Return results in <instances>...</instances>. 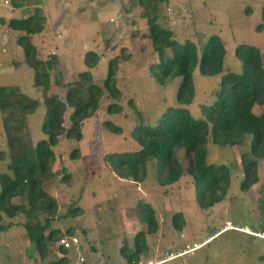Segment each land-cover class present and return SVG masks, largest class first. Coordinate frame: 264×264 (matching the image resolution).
I'll return each mask as SVG.
<instances>
[{
  "label": "rangeland",
  "instance_id": "rangeland-1",
  "mask_svg": "<svg viewBox=\"0 0 264 264\" xmlns=\"http://www.w3.org/2000/svg\"><path fill=\"white\" fill-rule=\"evenodd\" d=\"M137 1L20 0L21 6L15 7L10 0H0V85L17 86L27 97L39 100L26 118L27 141L31 145L45 137L40 129L45 118L44 96L55 94L62 98L67 84L84 70L103 89L107 62L113 57L117 60L114 77L119 96L111 98L103 90L96 110L81 122V139L67 140L60 135L52 147L55 154L52 174L42 178L43 189L57 202L51 225L62 231L73 227L78 244L66 249L70 261L78 253L85 264L121 263L114 239L119 234L120 248L124 244L133 248L134 234L145 229L137 217L136 203L142 200L154 209L158 228L152 234L145 233L147 251L141 260L158 261L176 254L156 264H264V239L243 230L223 229L226 221L254 233L264 229V156L257 160V182L247 191L239 189L240 154L248 151V135L232 146L208 141L205 162L228 165L230 179L224 198L206 209L196 204L191 178L185 172L161 188L154 182L150 161L144 180L134 183L114 175L103 160L108 152L137 150L139 145L129 136L131 128L137 123L152 126L167 107L178 106L175 100L178 77L170 76L159 84L149 68L157 57L147 37L142 6ZM263 4L264 0H166L158 4L156 21L169 28L176 40L193 41L197 54L208 35H218L225 50L224 71L239 73L241 63L234 49L240 43L258 48L264 65V26L256 29ZM35 9L43 18L42 30L30 36L37 57L45 60L53 54L58 61L49 71L44 94L33 85V71L23 63L22 50L16 44V37L23 34L18 30L20 17L36 13ZM13 19L16 25H10ZM85 50L98 53V62L92 68L83 62ZM192 81L194 96L186 107L193 118H198L199 106L216 98L218 76L200 74L195 67ZM109 103H116L118 109L107 110ZM263 108L254 105L252 110L256 113ZM66 117L67 114L63 122L68 124ZM105 121L120 127V131H111ZM73 149H77V156L72 154ZM0 151L4 152L0 156V172H7L1 119ZM178 157H182L181 150ZM12 201L20 199L14 197ZM174 212L182 213L185 225L181 232L170 225ZM23 221L21 214L2 216L0 224H11L0 230V264H22L27 257V245L33 249ZM92 245L96 251H91ZM56 247L52 243V249Z\"/></svg>",
  "mask_w": 264,
  "mask_h": 264
},
{
  "label": "trees",
  "instance_id": "trees-1",
  "mask_svg": "<svg viewBox=\"0 0 264 264\" xmlns=\"http://www.w3.org/2000/svg\"><path fill=\"white\" fill-rule=\"evenodd\" d=\"M162 1L166 0H138L137 3L142 6L141 16L146 20L147 37L157 57L149 68L159 84L170 76L178 77L175 89L178 106L167 107L152 126L137 123L131 128L129 136L139 145L137 150L108 152L103 155V160L114 175L134 183L144 180L146 165L150 161L154 182L161 188L172 184L185 172L191 178L196 204L206 209L224 198L230 179L228 165L205 162L208 141L232 146L243 142L248 135V151L240 154L239 189L247 191L258 180L257 160L264 156V108L256 113L252 108L254 105L264 106V65L258 48L240 43L235 47L234 55L240 60L241 71H224L225 50L221 38L216 34L208 35L197 54L193 41L185 39L180 42L169 28L157 23V8ZM10 3L15 7L22 4L20 0H10ZM34 11L37 14L33 12L20 17L18 30L23 34L16 37V44L22 50L23 63L33 71V85L44 94L49 71L58 61L53 54L45 60L37 57L30 36L42 30L43 18L38 16L37 9ZM259 16L256 29L264 26V4ZM16 23L14 19L10 21V25ZM82 59L88 68H92L99 56L93 50H85ZM116 67V57L109 59L103 89L96 86L90 72L84 70L67 84L62 98L55 94L44 96L45 118L40 129L45 137L38 139L34 145L27 141L26 118L38 106L39 100L27 97L17 86L0 85V119L8 156V171L0 172V220L2 216L24 215L22 225L26 236L33 242V249H28L27 255L32 258L33 252L37 253L34 264L69 262L66 249L61 245L52 249V243L61 237L73 236V227L69 226L65 231L52 227L57 202L43 189L42 178L52 174L55 160L52 147L60 135L67 140H80L81 122L96 110L102 91L105 90L111 98L119 96L114 77ZM195 67L200 74L218 76L216 98L199 106L198 118H193L186 107L194 96L192 71ZM115 109H118L116 103L107 105V110ZM65 114L68 124L63 122ZM104 125L113 132L120 131V127L109 121H105ZM178 150L182 152L180 158ZM1 154L4 152L0 151ZM72 154L77 156V149H73ZM14 197L20 201L13 202ZM136 207L138 220L144 223L145 229H139L134 234L132 249L125 244L120 248V254L127 262L141 259L147 251L145 233L152 234L158 228L154 209L148 202L137 200ZM10 224H0V230ZM170 225L177 231L184 227L181 212L171 214ZM54 250L61 255L50 258Z\"/></svg>",
  "mask_w": 264,
  "mask_h": 264
},
{
  "label": "built area",
  "instance_id": "built-area-1",
  "mask_svg": "<svg viewBox=\"0 0 264 264\" xmlns=\"http://www.w3.org/2000/svg\"><path fill=\"white\" fill-rule=\"evenodd\" d=\"M227 228H233V229H237V230H241V231L243 230L246 233H250V234L256 235V236L264 239V229L260 230L257 233H254V232L248 231L247 229H242V228L235 227V226L231 225V223L229 221H226L225 226H224L223 229H227ZM56 244L57 245H61L65 249H69L71 247L76 246L78 244V241H77V239L74 236H68V237L59 238L57 240ZM174 255H176V254H169V255L165 256V258L160 259L159 261H151L149 259L143 261V260L139 259L137 261H129V262H127V261L124 260V261L121 262V264H156V263H158V262H160V261H162L164 259L170 258V257H172ZM79 261L80 262L82 261L81 257H79Z\"/></svg>",
  "mask_w": 264,
  "mask_h": 264
},
{
  "label": "crops",
  "instance_id": "crops-1",
  "mask_svg": "<svg viewBox=\"0 0 264 264\" xmlns=\"http://www.w3.org/2000/svg\"><path fill=\"white\" fill-rule=\"evenodd\" d=\"M263 64V63H262ZM54 162H55V160H54ZM141 224V226H142V224L143 223H140ZM144 226V225H143ZM142 226V227H143ZM183 229V228H182ZM181 232V231H180ZM248 232V231H247ZM217 233V232H216ZM109 244H111L110 242H109ZM119 246V247H118ZM27 247L30 249L31 247H29V245H27ZM114 247L115 248H117V250H118V254L120 255V236H119V234H117V236L115 237V239H114ZM73 248H75V247H73ZM90 249H91V251L93 252V251H96V248H95V246L94 245H92V246H90ZM190 249V248H189ZM74 251H75V249H73ZM183 251H185V250H182V251H180V252H183ZM180 252H178V253H180ZM75 254V253H74ZM72 255V260L70 261V259H69V262H68V264H85V260H84V258H82L81 256H79V254L78 253H76L75 255ZM26 255H27V250H26ZM57 255V256H56ZM59 255H61V253L58 251V250H54V251H52L51 253H50V255H49V257H52V258H54L53 256H55V257H58ZM71 256V255H70ZM37 256L35 255V253L33 252V257L32 258H30V257H28V255H27V257L25 258V260H24V263H22V264H34V259L36 258ZM69 257V256H68ZM79 257H81L82 258V261L80 262L79 261ZM47 259V257L45 258V260ZM124 260V258H123V256L121 255V262ZM89 264H92V262H90ZM98 264H105V262H103V261H99V263ZM115 264V263H114ZM118 264V263H117Z\"/></svg>",
  "mask_w": 264,
  "mask_h": 264
},
{
  "label": "clouds",
  "instance_id": "clouds-1",
  "mask_svg": "<svg viewBox=\"0 0 264 264\" xmlns=\"http://www.w3.org/2000/svg\"><path fill=\"white\" fill-rule=\"evenodd\" d=\"M159 261V260H158Z\"/></svg>",
  "mask_w": 264,
  "mask_h": 264
}]
</instances>
